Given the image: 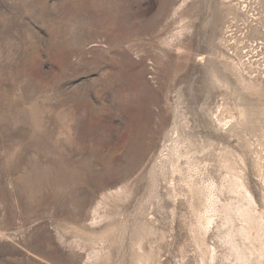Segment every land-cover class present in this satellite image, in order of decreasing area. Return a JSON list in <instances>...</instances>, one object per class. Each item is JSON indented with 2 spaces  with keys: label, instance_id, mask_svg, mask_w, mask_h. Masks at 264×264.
Here are the masks:
<instances>
[{
  "label": "rangeland",
  "instance_id": "374dc122",
  "mask_svg": "<svg viewBox=\"0 0 264 264\" xmlns=\"http://www.w3.org/2000/svg\"><path fill=\"white\" fill-rule=\"evenodd\" d=\"M112 7L0 0V264H264V0Z\"/></svg>",
  "mask_w": 264,
  "mask_h": 264
},
{
  "label": "bare ground",
  "instance_id": "6f19581e",
  "mask_svg": "<svg viewBox=\"0 0 264 264\" xmlns=\"http://www.w3.org/2000/svg\"><path fill=\"white\" fill-rule=\"evenodd\" d=\"M106 1H107V3H109V8L107 10L108 27L117 29L119 32H122V33L123 32H129L130 29H128L127 27H124L123 25L118 23L119 21H117V19H115L114 14H113V11H115V10L112 9L113 8L112 7V1L113 0H106ZM109 9H111V10H109Z\"/></svg>",
  "mask_w": 264,
  "mask_h": 264
}]
</instances>
